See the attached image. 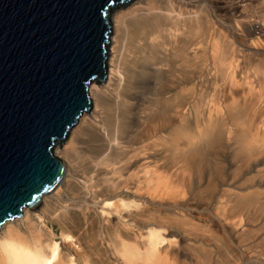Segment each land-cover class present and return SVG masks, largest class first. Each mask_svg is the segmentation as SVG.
Segmentation results:
<instances>
[{
  "label": "bare ground",
  "instance_id": "obj_1",
  "mask_svg": "<svg viewBox=\"0 0 264 264\" xmlns=\"http://www.w3.org/2000/svg\"><path fill=\"white\" fill-rule=\"evenodd\" d=\"M247 6L226 36L219 27L205 34L219 12ZM252 16L264 27V0H130L113 7L105 76L89 83L90 108L55 143L63 171L54 187L0 224V264H190L186 251L205 241L232 252L234 215L221 217L211 203L186 197L190 188L175 190L171 161L181 158L204 175L206 153L190 147L189 97L209 75L229 71L224 78L232 82L234 54L222 47L237 42L235 32ZM198 116L196 123L210 121V114ZM218 142L209 131L207 146ZM202 220L231 236L221 240ZM200 254L208 260V252Z\"/></svg>",
  "mask_w": 264,
  "mask_h": 264
},
{
  "label": "water",
  "instance_id": "obj_2",
  "mask_svg": "<svg viewBox=\"0 0 264 264\" xmlns=\"http://www.w3.org/2000/svg\"><path fill=\"white\" fill-rule=\"evenodd\" d=\"M130 0H0V224L63 171L53 154L105 76L110 10Z\"/></svg>",
  "mask_w": 264,
  "mask_h": 264
},
{
  "label": "rangeland",
  "instance_id": "obj_3",
  "mask_svg": "<svg viewBox=\"0 0 264 264\" xmlns=\"http://www.w3.org/2000/svg\"><path fill=\"white\" fill-rule=\"evenodd\" d=\"M245 8L241 7L237 13L219 12L214 27H208L205 34L211 37L219 27L226 36L232 21L245 18L251 10L249 6ZM247 21L245 30L235 32L237 42L222 47L234 54L236 69L232 82L230 77L224 78L230 76L229 71L209 75L202 90L189 97L190 147L206 153L204 175L198 178L181 158L171 161L175 190L190 188L192 192L185 194L186 197L211 203V209L221 217L234 215L233 236L227 227L202 220L221 240L233 238L232 252L227 253L220 243L205 241L197 251L208 252V260H203L197 251H186L190 264H231L227 262L230 257L238 259V264H264V125L258 128L260 121L264 122V27L254 16L250 23ZM196 114L198 117L210 114V121L196 123ZM209 131L219 140L217 148L207 146ZM214 165L219 167V173L215 172ZM216 175L215 184H211L210 177ZM55 232L59 234L58 228Z\"/></svg>",
  "mask_w": 264,
  "mask_h": 264
}]
</instances>
